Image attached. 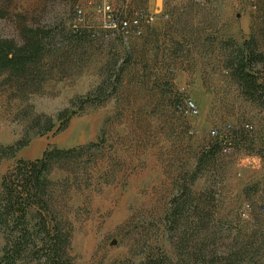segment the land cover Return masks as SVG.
<instances>
[{"label":"rangeland","instance_id":"374dc122","mask_svg":"<svg viewBox=\"0 0 264 264\" xmlns=\"http://www.w3.org/2000/svg\"><path fill=\"white\" fill-rule=\"evenodd\" d=\"M103 1L118 22L155 21L143 20L140 36L106 29ZM0 8V39L44 33L26 71L0 72V192L20 161L78 148L55 160L43 196L65 264L225 263L232 253L238 264H264V0H0ZM158 8L173 17L164 37L175 25L205 36L191 61L151 50ZM248 42L256 56L246 70L263 84L253 97L229 69ZM186 98L193 116L176 109ZM18 142L27 144L13 152ZM29 214V228L48 241L54 225L42 227L36 208ZM31 249L13 264H50L43 241Z\"/></svg>","mask_w":264,"mask_h":264},{"label":"trees","instance_id":"16d2710c","mask_svg":"<svg viewBox=\"0 0 264 264\" xmlns=\"http://www.w3.org/2000/svg\"><path fill=\"white\" fill-rule=\"evenodd\" d=\"M6 15L4 10L0 8V18H4ZM20 34L23 40L21 44H17L14 39H0V72H24L28 64L39 58L42 50L41 40L44 37V33L40 29L30 28L25 29ZM249 40H253V37H250ZM249 43L235 49V60L231 63L229 69L230 74L237 80L244 93L253 97L257 94L261 95L259 91L263 90V84L258 83V78L249 74L246 70L248 64L256 56L249 49ZM64 113L65 111L61 114L64 115ZM52 122L51 118L48 117L44 132L50 131L53 128ZM26 144L27 142L16 143L13 152L24 147ZM76 152H79L78 148H54L46 150L40 159L35 161H20L17 167L3 178L0 192V223L3 222V224L7 225L9 239L6 241L7 244L4 247V254L0 262L4 261L6 264H13L15 259L20 257L23 252L30 248L34 249L43 241L46 247H48L45 257L50 264L66 263L64 256L61 255L62 236L60 235L61 230L59 229L57 217L52 216L50 218V214L53 212H51L43 196L48 183L46 176L52 169L55 160L58 161V158L61 159ZM32 208L37 209L38 221L42 227L45 228L46 225H50L49 222L54 225L53 227H49V230H45L49 235L48 241H45L37 230L30 229L28 226V216ZM175 211L176 213L181 212L180 204H178ZM233 255L235 258L233 260L228 259L229 261L225 263H220L213 256L209 257L206 255L207 258L204 259H192L189 256V262H186L184 259L178 260L177 264H238L236 262L239 261V256L237 253H232L231 256ZM142 264L170 263H167L165 259L148 258Z\"/></svg>","mask_w":264,"mask_h":264},{"label":"crops","instance_id":"0c3cea01","mask_svg":"<svg viewBox=\"0 0 264 264\" xmlns=\"http://www.w3.org/2000/svg\"><path fill=\"white\" fill-rule=\"evenodd\" d=\"M159 9L160 8L157 9L159 12L156 14L157 21L151 26V30L155 36L154 40L151 42V50H162L164 48L165 50L172 51L174 55L179 56L183 60L191 61V58L195 56L194 51L199 48L200 43L204 42L205 36H196L195 33H190L189 31L175 25L177 30L173 31L172 29L169 33L170 35L167 34L164 37L161 33H163L162 31L165 28V24L166 27L173 25V21L171 20L173 17L167 19L168 21H165L167 15L165 12L168 8H162V10ZM183 9L185 10V7H182V10ZM163 13L165 14L163 15ZM168 32L169 31H167V33ZM159 65L160 62L156 63V70ZM198 67H200V65H198Z\"/></svg>","mask_w":264,"mask_h":264},{"label":"built area","instance_id":"2783aa9c","mask_svg":"<svg viewBox=\"0 0 264 264\" xmlns=\"http://www.w3.org/2000/svg\"><path fill=\"white\" fill-rule=\"evenodd\" d=\"M196 1L204 2V0H196ZM76 12H77V17L81 18L82 10L78 9L76 10ZM100 12L102 13L104 19L103 20L104 28L111 30H119L123 34H134L136 36H140L142 34V27H141L142 21L144 20L147 23H153L155 21L154 15L142 14L140 17L131 18L129 20H119L118 22L114 18H112L113 16L111 14L112 13L111 7L105 1H103L102 4L100 5ZM105 23H108L109 25ZM176 109L183 116H193L198 111L195 102H193L189 98L177 102ZM243 130L249 133V132H253L254 128L252 125L245 124L243 126ZM223 151L228 153L231 152L232 151L231 144H226L223 147Z\"/></svg>","mask_w":264,"mask_h":264}]
</instances>
